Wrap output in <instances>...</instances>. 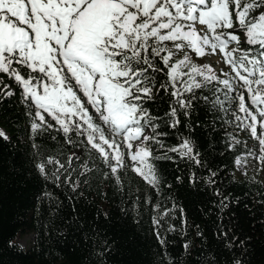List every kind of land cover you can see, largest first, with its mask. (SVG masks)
Segmentation results:
<instances>
[{
    "label": "trees",
    "instance_id": "trees-1",
    "mask_svg": "<svg viewBox=\"0 0 264 264\" xmlns=\"http://www.w3.org/2000/svg\"><path fill=\"white\" fill-rule=\"evenodd\" d=\"M157 67H163L158 60ZM152 75L157 87L168 80L165 73ZM0 78V88L6 84L5 91L14 93H0V130L9 138H0V264H264V179L236 174L237 161L252 152L248 139L255 147L258 142L237 128L235 102L225 100L223 85L213 81L194 89L188 109L175 103L171 88L154 89L153 99L144 102L155 132L164 134L157 137L160 143L149 141L160 178L154 189L132 171L126 149L118 184L98 154L81 143L83 136L73 133L69 144L55 130L33 131L31 125L39 123L30 114L35 109L23 102L18 84L3 73ZM173 107L176 127H170ZM184 140L200 164L171 151ZM50 158L65 165L59 172L58 165H47L58 180L44 179L37 169ZM30 234V247L17 243Z\"/></svg>",
    "mask_w": 264,
    "mask_h": 264
},
{
    "label": "snow or ice",
    "instance_id": "snow-or-ice-1",
    "mask_svg": "<svg viewBox=\"0 0 264 264\" xmlns=\"http://www.w3.org/2000/svg\"><path fill=\"white\" fill-rule=\"evenodd\" d=\"M196 24L206 31L198 32ZM185 48L201 58L207 49L212 55L219 50L234 75L221 79L187 52L174 59ZM157 60L163 67H157ZM154 72L165 73L167 82L157 87ZM0 73L21 87L23 102L35 109L30 114L39 123L31 125L33 131L55 130L69 144L75 142L73 133L83 136L81 143L98 154L118 184L125 168L122 148L136 175L154 189L160 184L149 141L160 143L157 137L164 134L155 132L157 125L143 107L154 89L171 88L175 103L188 109L194 89L213 81L223 85L225 100L235 102L237 128L258 142L257 159L264 162V0H0ZM8 87L0 93L12 96ZM185 93L193 95L185 98ZM170 112L177 117L175 107ZM179 123L176 118L170 127ZM0 138L9 139L3 130ZM171 151L201 163L189 140ZM48 164L58 165L56 172L65 165L54 158L37 165L44 179L58 180ZM70 187L75 191L78 185ZM156 235L163 245L158 230ZM184 247L187 251L189 245Z\"/></svg>",
    "mask_w": 264,
    "mask_h": 264
},
{
    "label": "rangeland",
    "instance_id": "rangeland-1",
    "mask_svg": "<svg viewBox=\"0 0 264 264\" xmlns=\"http://www.w3.org/2000/svg\"><path fill=\"white\" fill-rule=\"evenodd\" d=\"M196 28H197V31L200 32L201 34H203V32L206 31L205 26H201L199 24H196ZM241 36H243L242 33H241ZM167 43L169 44L170 42H167ZM207 51L209 54L201 58V57L196 56L195 53H192L190 49L185 48L183 52H179L177 54L176 59L182 58L185 52H187L195 64H197L198 66L210 65L213 71L218 76H220L221 79H223L224 74L227 73L226 72L227 68L223 65V63L220 60L219 51L217 50L216 55H212L210 49H207ZM185 71H187V69H185ZM247 145H249L252 148V152H250L251 153L250 156L247 157L246 159L239 160L240 162L237 163L236 174L239 177H243L251 173L257 178L264 179V162H261L259 159H257V157L261 155V153L259 152L258 147H255L253 145L252 140L248 139ZM133 151L135 150L133 149ZM17 243L23 248H28L34 243V235L33 234L26 235L23 238L18 239Z\"/></svg>",
    "mask_w": 264,
    "mask_h": 264
},
{
    "label": "bare ground",
    "instance_id": "bare-ground-1",
    "mask_svg": "<svg viewBox=\"0 0 264 264\" xmlns=\"http://www.w3.org/2000/svg\"><path fill=\"white\" fill-rule=\"evenodd\" d=\"M220 60H221V62L223 63V60H222V58L220 57ZM223 65L227 68V73L226 74H230V68L229 67H227L224 63H223ZM226 78V75H224V78L223 79H225Z\"/></svg>",
    "mask_w": 264,
    "mask_h": 264
}]
</instances>
